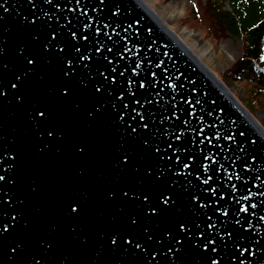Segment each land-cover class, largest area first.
<instances>
[{
	"label": "water",
	"instance_id": "95a60500",
	"mask_svg": "<svg viewBox=\"0 0 264 264\" xmlns=\"http://www.w3.org/2000/svg\"><path fill=\"white\" fill-rule=\"evenodd\" d=\"M0 177V264H264V138L134 0H0Z\"/></svg>",
	"mask_w": 264,
	"mask_h": 264
},
{
	"label": "rangeland",
	"instance_id": "374dc122",
	"mask_svg": "<svg viewBox=\"0 0 264 264\" xmlns=\"http://www.w3.org/2000/svg\"><path fill=\"white\" fill-rule=\"evenodd\" d=\"M217 1V0H214ZM160 14L182 9L170 26L172 31L191 48L206 47L213 59L212 71L223 82L242 106H244L264 129V87L258 86L256 75L243 53L241 38L230 33L218 19L212 8L211 0H143ZM222 9L229 10L228 2H223ZM198 12V13H197ZM222 17V14L220 15ZM219 52H222L220 54Z\"/></svg>",
	"mask_w": 264,
	"mask_h": 264
},
{
	"label": "trees",
	"instance_id": "16d2710c",
	"mask_svg": "<svg viewBox=\"0 0 264 264\" xmlns=\"http://www.w3.org/2000/svg\"><path fill=\"white\" fill-rule=\"evenodd\" d=\"M223 2H228L229 10L221 8ZM210 4L224 28L241 38L242 56L256 75L258 86L251 89L256 95L264 87V0H211Z\"/></svg>",
	"mask_w": 264,
	"mask_h": 264
},
{
	"label": "bare ground",
	"instance_id": "6f19581e",
	"mask_svg": "<svg viewBox=\"0 0 264 264\" xmlns=\"http://www.w3.org/2000/svg\"><path fill=\"white\" fill-rule=\"evenodd\" d=\"M140 9L159 27L162 31L169 36L174 42L178 43L180 47H183L187 54L195 61L198 62L199 66L205 70L207 75L210 77L211 81L223 91V94L226 95L227 99L231 101L234 105L235 109L243 115L254 127L255 131L264 138V131L261 129L260 124L257 123L256 119L253 115L240 104V102L234 98L233 94H231L230 90L226 87V85L219 80L214 72L213 68V59L210 58L208 52L206 51V47H198V49H193L188 46L184 41L180 40L178 36L172 31L170 23L174 18H176L180 13H182V9L171 10L164 14H160L156 12L151 7H148L143 0H134ZM222 54V52H219Z\"/></svg>",
	"mask_w": 264,
	"mask_h": 264
},
{
	"label": "snow or ice",
	"instance_id": "6c2138e0",
	"mask_svg": "<svg viewBox=\"0 0 264 264\" xmlns=\"http://www.w3.org/2000/svg\"><path fill=\"white\" fill-rule=\"evenodd\" d=\"M57 7H59V5H57ZM76 7H77V8L80 7V0H76ZM70 10H72V9H70ZM85 27H88V25H85ZM96 31L99 33L100 29L97 28ZM71 35L73 36V38H76V35H77V34H76L75 32H73ZM79 38L82 39V40H87V39H88V37H87L86 35H84L83 33L80 34V37H79ZM109 38H110V37H109ZM102 48H103V45H98V46L96 47V49H95L96 53H97V54L101 53V49H102ZM76 51L79 52L80 50H79V49H76ZM109 51H111V49H109ZM126 51H127V49H126ZM88 59H90V57H89V56H85L84 54H82V55L80 56V60H81V61H85V60H88ZM106 59H107V58H106ZM109 62H111V61H109ZM29 63H31V61H29ZM67 63H68V64H71V61H68ZM139 67H140V64L137 63V64L135 65V67L132 68V72L135 73L136 70H137ZM113 71H115V69H113ZM101 75L103 76L104 73H101ZM121 75H123V73H121ZM153 75H155V73H153ZM106 78L109 79V77H106ZM110 79H111V82H113V83L116 81V77H114V76H112ZM133 83H134V82H133V80H131V79L128 81V84H129L130 86H131ZM138 86H139L140 88H144V87H145V84H144L143 81H139V82H138ZM13 87H15V85H13ZM97 90L99 91V89H97ZM147 102H148V103H151V101H147ZM136 103H139V101H136ZM125 107H127V105H126ZM139 116H140V119H141V120L144 119V116H143V115L139 114ZM185 123H187V121H185ZM144 127L146 128L147 125H144ZM133 131H135V129H133ZM176 139L179 140V139H180V136L177 135V136H176ZM168 147H172V145L169 144ZM189 159H191V157H189ZM204 159H208V157H205ZM177 160H179V157H177ZM183 167H184V168H188V167H189V164L185 163V164L183 165ZM2 179H3V177H0V180H2ZM211 179H212V178L209 176L208 179L204 181V184H205V185H208V187L206 188V190H207V191H211L212 194L215 196L217 190L209 185V180H211ZM256 179H259V177H256ZM235 187H236V186L233 185V189H235ZM261 187H264V182L261 183ZM257 194H258L259 196H261V197H264V191H259V190H258ZM251 195H253V194H252L251 192H249V194H248L247 196H242V197H240V198H238V199H235V203H237V204L239 205L241 200H245V201H246V200H248L249 196H251ZM221 198H223V194H221ZM193 200L196 201L197 203H200V201L198 200V198L195 197V196L193 197ZM161 202L164 203V204H167V203L169 202V197H168L167 195L163 196V197L161 198ZM262 203H264V202H262ZM217 205H218V202H217ZM256 207H257L256 204H252V205H251V208H253V209H255ZM248 210H249L248 208H245V207H243V206H240L239 209H238L239 212H248ZM151 211L155 212V209H152ZM216 211H218V212L222 211L223 214H224L225 216L229 215V212H228V210H226V209L222 210V209H220L219 207H217V208H216ZM261 219L264 220V217H261ZM236 223H237V224L240 223V221H239L238 218H237V220H236ZM6 227H7V226H5V230H6ZM207 227L211 230V229H213V228L215 227V225H214L213 223H209V224L207 225ZM179 228H180V231H181V232H184V231L186 230V227H185L184 224H181V225L179 226ZM202 235H203L202 232H201V233H198V238H201ZM218 235L220 236L221 239H224L225 237H227L228 239H231V233L226 232V231H225V232L218 233ZM179 242H180V241L178 240L177 243H179ZM209 245H213V247H212V252L215 253V252H216V247H215V241H214L213 239H209V240L207 241V244L202 245V247H203L204 249H207ZM137 247H139V245H137ZM234 247L237 248L238 250H240L241 254H243V253H245V252H249V249L245 248V247H244L242 244H240L239 242H236V243L234 244ZM169 251L171 252V249H169ZM211 264H218V261H217L216 259H213V258H212V259H211ZM241 264H242V262H241Z\"/></svg>",
	"mask_w": 264,
	"mask_h": 264
}]
</instances>
